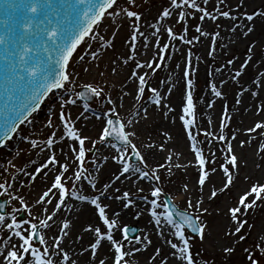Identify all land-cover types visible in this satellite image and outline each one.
Returning a JSON list of instances; mask_svg holds the SVG:
<instances>
[{"label": "snow or ice", "instance_id": "1", "mask_svg": "<svg viewBox=\"0 0 264 264\" xmlns=\"http://www.w3.org/2000/svg\"><path fill=\"white\" fill-rule=\"evenodd\" d=\"M124 3L128 5H135L136 0H124ZM209 0H203V4L207 5ZM218 5H224L225 0H217ZM114 5H117L119 11L114 9ZM198 10L201 15L200 21H204L205 18H209L213 22L217 21L220 17L233 21L230 31L235 32L237 29L242 30L244 37H247L255 29V23L257 17H264V9H257L249 13L247 11H239L237 14H233L232 10H222L220 7L215 8L214 13L210 12L207 8L202 7L197 0H171V8L182 9L184 7ZM237 9H244L246 6L244 0H238L236 5ZM112 9L111 12L108 10ZM123 13L127 18L132 20V32L129 40V54L123 59L124 64H128L129 61L134 62L135 69L132 71L129 79L134 80L137 83L135 99H142L148 86L146 80L147 73L141 74L140 69L147 67L155 72L156 68L161 65L158 61H145L140 62L135 59L137 53V40L139 37H144L145 33L141 30V14L135 10H130L129 7L118 5L117 0H72L71 3L68 0H63L60 7L54 8L52 0H19L17 8V19L11 32L8 35H0V48L3 49L2 55L5 62L4 75H5V104L3 109L0 110V118L3 122L0 123L2 128V134H0V144L12 138V135L16 133L23 123L28 121L34 112H36L41 103L50 94H54L55 91L63 90L68 93L67 97L62 96V103L60 105L61 111L59 113V120L63 127V135L57 137L56 133H51V138L46 140L47 148L50 150L56 144L57 140L62 141L68 138L73 141L72 145H69L70 151L74 154L73 157L67 159H74L77 163V170L73 173L72 177H68L66 174L71 167V164L67 162H61L55 153H51L48 158L35 168L33 173H29L31 180L34 182L37 176L44 170L50 169L54 173V179L51 185L40 195L36 201L37 204H52L53 199H56L53 210L49 213L45 207L42 209L44 218L40 219L37 217H31V220H37L36 222L24 221L23 223L17 220L16 215H12L10 222L6 220V216L0 214V226L6 227L9 231L7 237V243L0 241V264H78L77 260L72 259L69 251H66L62 247L64 238L68 235L66 230L70 229L71 221L64 219L62 226L59 229V235L52 238V243L49 244L45 234H40L39 230L49 228L50 221L54 220L57 213L62 210L71 211V208L66 204L68 198H75L81 202H87L89 205L94 206V211L98 213V219L103 222L106 229L102 231L101 226H97L93 223H88L84 228V231H90L94 234V242L88 247H85L81 251V255L84 252H89V261L85 264H92L97 256L98 249L102 247V242L106 241L109 243V252L111 255L112 264H138V260L133 259L136 253L147 249L152 244L151 239L148 235L143 237L137 235L130 239L129 232L135 231L130 229L129 226L125 225L122 231V239H117L114 236V231L118 229V217L119 213H114L113 218L109 217L107 209L110 205L104 204V199H117L123 200L124 208H128L133 205L134 201L130 199V193L125 191L120 196L108 197L105 195L108 188L112 185L107 184L104 186L103 191H99L98 195L88 196L82 194L81 190L77 188V182L82 179L87 180L93 189L96 188L95 178L92 177L91 173H88V169L85 167L86 155L88 152L96 148L97 142L101 144H111V147L116 149V155L111 158L117 161L121 165L119 173L115 175L114 179L119 181L121 177L125 179L131 178L135 175L136 179H148L159 182L161 176L158 174L160 168L167 167L168 171L171 172L173 167L172 158L174 153L169 152L166 157L165 164H159L155 169H149L148 164L145 160L144 155L140 152L137 144L133 142V139L137 137L138 133L135 130V120L124 121L120 118L117 106L112 100L111 96H106L107 102L112 105L111 108L105 113V121L99 135L98 141H92V149L86 148V141L91 138L82 134V129H78L70 114L65 112L66 105H75L77 99H85L89 97H100L103 94V88L94 86L92 84L83 85L84 91H76V80L75 76L78 75L72 71H69V62L72 60L73 54L76 52L79 45L85 42L86 38L89 40L96 39L101 42V47L107 48L112 46V42L106 39L104 36L97 32H94V28L97 27L102 19L107 14L110 17H118ZM172 15L169 8L163 9L161 13L162 18H168ZM188 13L181 10L178 13V22L186 21ZM134 18V20L132 19ZM241 21L240 23H236ZM246 21L247 23H244ZM155 29L156 33L160 32L158 24L150 25ZM167 36L170 40H180L181 42L192 44L193 39H186L188 28L185 24L183 27V34L177 33L172 27L166 29ZM195 31L200 33L201 36L211 35L212 36V47L208 53L209 56H213L215 53V44L217 37H219V31H214L212 34L202 31V27L198 24L195 27ZM113 38L115 32H113ZM197 41L199 37H195ZM253 42L249 45L248 55L244 63L241 64L240 69L236 70L235 77L242 75V70L246 68L249 61L253 59L252 49L255 47ZM91 48V45L89 44ZM144 47H147L145 43ZM157 47L159 49L157 56L159 61H163L165 56L162 54L166 52L170 47L169 44H160L157 41ZM90 55L93 59L98 58V51L92 50ZM192 55L191 51L187 54V62L183 78L185 79L186 87L184 93V103L182 105V113L179 119L182 121V127L186 132L187 139L190 141V150L194 154V161L198 168V184L200 186L201 193L205 186L206 181L209 179V174L216 172V168H207L206 166L210 163L215 162V153H211V156L205 154L204 149L201 147L203 143L197 140L196 136L193 135V128L195 125V104L193 99V80L188 77L194 72L192 66ZM80 60H84L85 57L81 55ZM196 59H199L197 57ZM115 63V61H114ZM155 64V67L153 66ZM228 64H233V60H229ZM179 68V65L176 66ZM85 71H89L85 68ZM116 68L112 69L115 73ZM219 71V69H217ZM103 74V73H102ZM233 77V79H235ZM223 83V82H222ZM170 94L172 89H167ZM150 92L154 97V103L157 106H161L171 112L173 109L169 105H162L161 93L157 87H151ZM211 92L215 97H222L224 93L217 89V85L213 83L211 85ZM129 93H125L127 95ZM255 95V93H253ZM75 97V98H73ZM240 103L239 98L236 101ZM212 107L211 104L208 105ZM88 105H84V109H88ZM264 110V107L258 109L259 111ZM144 117L147 118V109L144 110ZM139 116V111H137ZM224 118L221 120V134L219 135L220 141L226 142L224 149V162L220 165L222 169L224 182L220 189L213 187L210 190L209 199L216 197L218 192H224L230 190V187L234 185L235 177L240 168V158L235 154L231 140H235V133L231 134V137H227L223 134V129L228 127V121L231 116L228 113L227 106H225ZM48 126L53 127V121H48ZM131 129V130H129ZM258 130H260L258 132ZM248 133H257L258 135L264 134V122H256L253 127L246 130ZM167 140L173 139L168 133H164ZM212 133L205 132V136L212 137ZM115 141V143H113ZM211 141H209L210 143ZM251 141H240V146L243 147L246 143ZM32 147H38L35 140L31 141ZM149 148L155 147L153 144L148 145ZM160 150H166L165 144L159 145ZM135 157L138 162L136 165L130 164V154ZM258 151H264V144L259 146ZM179 155V154H177ZM107 157H105V160ZM91 162L95 167L96 171L100 170L101 165L96 160V157L91 158ZM246 164L247 161H244ZM143 165V167H141ZM51 166V168H50ZM176 167L181 165L176 164ZM186 167V166H185ZM147 169V170H146ZM48 175L47 172L44 173ZM129 174V175H125ZM73 180L71 187L67 186V181ZM12 187L11 183L3 182L0 183V196L8 195L12 199H18L20 204L25 209L29 208L25 199L22 196H12L9 189ZM185 190L188 186L184 185ZM116 192L120 190L115 189ZM141 191H143L141 189ZM162 193V188L157 183L152 187L151 196L153 199L149 201L151 208L150 214L155 222V226L158 229V234L164 235V227H168L170 236L175 238V242L172 238L166 239V243L170 245L175 251L171 253V256L176 260L177 264H198L191 250L190 240L193 235H198L200 240L204 239L205 230L207 224L202 222V214L207 213L208 209L203 208L204 203L203 197L198 198L193 204L191 200L188 201V209L193 211L184 210L181 211L170 202L164 201L163 203L158 202ZM253 197L250 201L248 197ZM147 200V197L144 198ZM257 201H264V184H253L250 189L245 191L238 200L235 207L229 209L231 220L236 223L234 232H229L230 235L240 233L241 229L248 224L247 219H241L242 216H247L250 208H255ZM163 209V211H157V209ZM31 216V212H29ZM27 225V227L25 226ZM251 227V225H249ZM187 232V234H186ZM15 238V242H13ZM82 239V237H80ZM240 240L244 239V236L239 237ZM38 241V243H37ZM125 241H128L126 244ZM131 245V246H129ZM136 245H139L137 247ZM259 248L260 245H257ZM234 251L232 247L224 248V252L231 254ZM247 251V250H246ZM261 254L264 255V249L261 250ZM157 256H160V249L157 248L155 254L150 258L155 260ZM57 257V259H53ZM126 257L128 259H126ZM248 259L251 264H258L257 259L249 255ZM98 264H105L104 259H100ZM160 264H168L166 258H161Z\"/></svg>", "mask_w": 264, "mask_h": 264}, {"label": "bare ground", "instance_id": "2", "mask_svg": "<svg viewBox=\"0 0 264 264\" xmlns=\"http://www.w3.org/2000/svg\"><path fill=\"white\" fill-rule=\"evenodd\" d=\"M140 1L143 6V10L140 13V25L145 36H138V55H136L135 59L140 62L152 61L159 51L157 41H159L161 45L169 44L170 46H174L162 53L165 56V59L161 63L160 68L153 72L155 87H157L162 96L161 104L169 105L173 111L169 112L166 108L157 106L154 103V97L152 94L147 98L143 97L139 100L135 99L137 83L134 82V80L129 79V76L135 69V64L132 61H129L128 64L123 63V59L129 54L128 42L132 32V20L127 18L123 13L115 18L106 14L100 24L94 28V32H97L110 40L112 46L103 48L100 46L101 42L99 40H89L86 38L85 42H82L81 44L83 48L80 55L74 63L72 61L69 63V68L74 64L73 67H75V73L78 74L75 76L76 83L90 81L89 83H97L100 88L109 89L113 93L111 98L115 102L117 111L122 120L137 121L134 127L138 135L133 139V142L136 141L135 143L142 146L144 151L143 155L152 168L157 167L159 164H165L166 157L169 152H172L174 155L172 158L173 167L171 168V171L177 173L179 179H190L194 173H196L194 154L190 150V141L187 139L186 132L182 127V121L179 119V116L182 113V105L184 103L183 97L185 88L183 85V73L185 71L187 57L184 52L182 53L179 51L178 43L176 41L168 40L164 42L163 36L166 29L170 25H173L177 9L171 8V0ZM118 2L119 1H117V3ZM237 3L238 0H233L232 4L229 5L227 9L222 10L231 9L235 15L239 11H247L251 13L257 9H264V0H244L246 6L244 9H237ZM118 5H122V3H118ZM113 7L119 11L117 5H114ZM155 7H157L156 12ZM165 8H169L172 15L168 18L161 19V13ZM108 11L111 12L112 9H109ZM156 16H159V20L157 21ZM132 19L134 20V18ZM215 22L216 26H214L217 29L216 31H219L220 35L224 38V42H228V45L232 48L235 47L233 44L237 43L236 46L239 45V49L242 51L239 53L245 57L248 55L249 45L256 42L254 50L252 51L253 59L249 61L246 68L242 70L244 81L235 77L236 69H240L241 64L245 61H242L239 58L238 68H229L226 66L224 73L219 72L216 79L213 80L217 85L218 90H220L219 84L220 81H222L220 79L226 81L225 84L227 85L226 89L222 92L224 93L222 97H215L212 94V84L208 80L206 81L208 83L207 86L209 92L197 89L196 96L193 93L196 110L195 124L196 121L200 119L202 127L203 125H207L208 127L212 126L211 128L205 127L207 132L214 131L216 119L220 116L222 119L224 118L223 113L225 106H227L228 113L231 116L228 123L232 125L231 134L235 133V139L239 140L238 142L241 140L251 141V139H255L252 140L253 142L246 143L243 147H239L240 143L238 146H235V141H231L233 150L241 161L240 168L236 175L239 178L234 180V186L241 189L242 182L252 181L256 177L259 178L257 180H260L264 177V151H258L259 146L264 144V134L258 135L257 133H248L246 131L253 127L256 122H264V110L259 111L258 113V109L264 107V17L256 18L254 21L255 29L247 37L243 36L242 30L240 29H237L235 32L230 31L233 21L229 19L222 17ZM240 22L241 21H237L236 23ZM244 23L247 22L244 21ZM153 24H158L160 27V32L155 35H153L155 29L150 27V25ZM113 32H115L114 38L112 35ZM195 35L203 37L196 31ZM205 37L206 36H204V38ZM198 41L201 42V44L203 43L202 38H199ZM220 41L222 40H219L218 42ZM145 43L147 44V47H144ZM260 43L261 45L259 46ZM89 44L91 45V48L89 47ZM92 50L98 51L99 55L97 59L91 57L90 52ZM81 55L85 57L84 60L79 59ZM236 61H238V59H236ZM90 65L95 66L97 70L92 69ZM177 65H179V68L176 67ZM85 68H88L89 71H85ZM113 68H116L117 70L115 73L112 72ZM148 69L149 68L144 67L140 69L139 72L141 74L147 73ZM219 75L221 78H219ZM233 77H235V79H233ZM150 78L152 79L153 77L150 76ZM169 88L172 89L170 94L167 91ZM125 93L129 94L125 95ZM253 93H255V95H253ZM238 98L240 100L239 104L236 103ZM103 101L108 109L112 107L106 99H103ZM61 103L62 100L57 98L55 101L46 104L47 107L49 106V112L44 117H38V112L34 113L28 121L29 124H27V129L32 125L30 134L15 135L12 140L15 141V139H17L16 146H10L9 152L7 150L9 146L5 148L4 151L0 152L1 171L2 168L5 167L3 170L4 172H0V183H11L12 187L9 189V192H11L12 196H22L29 205V208L25 209L18 199H12L11 196H8L7 194L0 196V199L8 201L12 215L17 212L27 211L29 213L33 211L35 213L34 215L31 214L33 217L42 219L44 218L42 209L46 207L50 213L57 202L56 199H53L52 204L36 203L40 195L53 182L54 173L50 169H44L34 182L31 180L29 173H33L35 168L42 164L51 153H55L61 162H65L67 158L73 157L74 155L70 151L69 145H72V142L68 138L63 139L62 141L57 140L56 144L50 150L47 149V145L42 146L41 143L35 148L31 145V141L33 139H38L39 135H49L44 131L45 123L56 116L58 111L57 106L60 108ZM209 104H211L212 107H209ZM145 108L147 109V118L144 117L143 110ZM108 109L105 111H98V114L95 116L87 114L84 106L77 102L75 105L70 104L69 107H67V113L70 114L75 126L78 129H82V134L96 133L97 128H99L98 134H100L106 118L105 113ZM137 111H139V116H137ZM24 126L25 125L21 126L20 129ZM259 131L260 130H258V132ZM54 132L57 137L63 135V127L59 119L56 120L54 125ZM165 132H168L173 139L167 140L164 135ZM27 142L30 143L28 146L25 145ZM162 143L166 145V150L162 151L159 149V145ZM149 144H153L155 147L149 148ZM105 146H110V148L104 149V147H100V151L97 155L98 162L101 165L100 170L96 171L94 165H91L88 168V173H91L92 177L95 178L96 188L93 189L88 181L84 179L77 182V188L81 190L82 194L90 197L98 195L99 191H103L104 186L107 184L112 185L105 193L108 197L114 195L120 196L125 191L129 192L130 199H132L134 203L128 208L123 207V204L125 203L123 200L111 198L103 200L104 204L110 205V208L107 209L110 218H113L114 213L120 214L118 217V229L114 231L115 238L122 239L121 230L125 225L136 226L138 228L137 235L141 237L148 235L152 241V244L149 245L147 249L136 253L135 258L133 259L138 260V264H160L162 257L168 260V264H177L176 260L171 256V253L175 250L166 243V239L168 238H172L175 242V238L170 236L171 230L168 227H164V235H159L155 222L151 217V205L149 203L151 200V190L149 189L147 182L144 179H136L135 175L131 176L129 179L121 177L119 181H116L114 177L121 169L118 162L111 158L113 155L117 154L116 149L111 147V144H106ZM222 155H225L223 151ZM44 157H46V159H44ZM105 157H107L106 160ZM72 160L73 159H67V162L71 164L69 170L73 165ZM244 161H247V163L245 164ZM176 164L181 165V167H176ZM11 168L14 169L15 174L17 175L16 178L3 179V177H6L5 175H7L6 170ZM160 169L169 172L167 167ZM45 172L48 173L47 176H45ZM224 179L223 174L219 172H214L213 175L210 173L209 179L206 181L203 188V192L201 193L200 191V197L202 196L204 200L202 205L203 208H206L207 206L205 204L210 203L211 201L209 199L210 190L213 187L220 189ZM199 187L197 179L195 180L193 187L190 183V187L185 190L184 185H178L175 188V191L182 192L183 200H185L193 193H197ZM117 188L120 190L119 192L115 191ZM141 189L143 191H141ZM220 193L221 192H218V194ZM184 194L186 196H184ZM145 197H147V200L144 199ZM176 201H180V199H177ZM66 204L71 208V211L62 210L58 212L56 217H54V220L49 222L51 226L47 229H42L40 234H45L49 244H51L52 238L60 234L59 229L62 226V221L64 219L70 220L71 227L66 230L68 235L64 238L62 247H64L66 251H69L72 259L77 260L78 264H85L86 261L91 259L90 250L89 252H84L83 255H81V251L83 248L88 247L94 242V234L90 231H84V228L88 223L102 226L101 223L103 222L98 219V213L94 211V206L89 205L87 202H81L75 198H68ZM193 204H195V202ZM28 216L31 219L32 216L29 214ZM6 220L10 222V216L7 217ZM105 229L106 227L104 226L102 231ZM260 230L261 229H258L257 231ZM8 235V229L0 226V241L7 243ZM80 237H82V239H80ZM13 242H15V238H13ZM125 243L127 244L128 241H125ZM136 246L139 247V245ZM109 247L110 245L108 242H102V247L98 249L97 256L95 260L92 261V264H98L100 259H104L105 264H112L111 259H109V256L111 255ZM157 248L160 249V256H157L155 260H151L150 258L155 254ZM53 259L55 260L57 257H53ZM126 259L128 258L126 257ZM61 264H63L62 261Z\"/></svg>", "mask_w": 264, "mask_h": 264}, {"label": "rangeland", "instance_id": "3", "mask_svg": "<svg viewBox=\"0 0 264 264\" xmlns=\"http://www.w3.org/2000/svg\"><path fill=\"white\" fill-rule=\"evenodd\" d=\"M118 3H122L124 7H129L130 10H135L139 13L143 10L142 2L140 0H136L135 5H127L124 3L123 0H118ZM233 0H225L224 5H218L217 0H209V3L207 5L203 4V0H197V2L202 6L207 8L210 12L214 13L215 8L220 7L221 9H227L229 5L232 4ZM264 8V6H263ZM157 7H155V12H156ZM184 10L188 15L186 16V21H180L178 22V13L179 11ZM215 14V13H214ZM201 13L198 10L190 9L187 8L186 6L182 9H177V14L174 17L173 20V25H170L169 27H172L175 32L177 33H182L183 34V27L187 26L188 28V33L186 34V39H193L192 44H187L184 42H181L180 40H175L178 43V48L180 52H184L187 57V54L189 51L193 53L192 55V66L194 69V72L190 74L188 77L189 79L193 80V93L194 95L196 94L197 89H201L202 91L209 92L208 86H207V81H210L211 84H213V80L216 79V76L219 72L225 71V67L228 66L230 67H236L238 68L239 65V58L243 61L246 59V57L239 52H242L239 49V45L236 46V44H233L235 47L232 48L230 45H228V42H224V38L219 35L217 37V41L215 44V53H214V58L213 56H209L208 53L210 51V48L212 47V36L211 35H205L206 37H199L203 39V43L197 41L194 39L195 37H198L195 35V27L199 24L202 27V31L212 34L214 31H216V22H213L209 18H205L204 21H200ZM220 17L219 19H221ZM159 20V16H156V21ZM215 25V26H214ZM164 36V42L170 40L167 36V31L165 32ZM219 40H222L218 42ZM206 41V42H205ZM232 45V44H231ZM256 45V44H255ZM261 43L259 44V46ZM83 47H79L75 54L72 57V62L74 63L78 56L80 55ZM249 48V47H248ZM254 50V47L252 51ZM207 54V55H206ZM209 56V58H208ZM199 57L200 59H196ZM237 57V58H235ZM233 60V64L229 65L228 61ZM238 59V61H236ZM153 60L158 61L161 65L163 61H159L157 54L153 58ZM152 60V61H153ZM73 65L70 66L69 71H72L75 73V67ZM92 69L97 70L95 66L90 65ZM155 67V64L153 65ZM160 68V67H159ZM158 69V68H156ZM219 69V71H217ZM238 70V69H236ZM158 74V73H157ZM153 77L152 79L150 78ZM149 77V78H148ZM219 78L220 75H219ZM238 79L244 81V77L241 75L237 77ZM146 80L148 81V86L146 87L145 93H144V98H147L151 96L150 88L155 87V79L153 76V70L148 69L147 75H146ZM220 90L223 92L226 89L225 80L220 79ZM88 82H82V83H76V91L78 92L80 89H82L83 85L85 84H92L94 86H98L97 83H89ZM223 82V83H222ZM184 85V83H183ZM99 87V86H98ZM185 88V87H184ZM218 89V88H217ZM103 94L100 97H95L94 100L90 103H84L80 99H77V102H79L82 106L87 104L89 107L87 109L88 112H90L92 115H97L98 111H105L108 109V107L105 106V103L103 99H105V96H112V92L109 89H103ZM115 94V93H114ZM68 93H65L63 90L62 91H57L56 93L50 95L48 97V100H46V104L55 101L57 98H60L62 96L67 97ZM196 96V95H195ZM75 98V97H73ZM194 98V96H193ZM62 100V99H61ZM58 107V111L56 116L52 119L53 125H55L56 120L59 119V113H60V108ZM67 107L69 105H66L65 107V112L67 113ZM88 113V114H90ZM45 119V118H43ZM196 120V119H195ZM221 116L216 119L215 122V130L214 131H209L212 133V137L205 136V127H208L207 125L201 126L200 119L196 121V124L193 128V135L196 136L197 140L202 141L203 143L201 144V147L204 149V152L206 155L211 156V153H215V162L208 164L206 167L207 168H216V172H219L223 174L222 169L220 168V165L224 162V155H222V151L224 152V149L226 147V142L225 141H220L219 140V135L221 134ZM61 123V121H60ZM32 126V125H31ZM29 127L28 129L26 127L20 129L18 133L21 135H28L30 134V130L32 127ZM34 127V126H33ZM212 126L208 127L211 128ZM231 130H232V125L228 123V127L223 129V134L227 137H231ZM44 131L46 132V136L39 135L38 139H33L37 142V145L39 143L42 144V146L46 145V140L51 138V133L54 132V126L49 127L48 122L46 121L45 126H44ZM99 128L96 129V133H89V134H83L84 136H88L91 139L86 141V148L92 149V141H98L99 140V135L98 134ZM243 131V129H242ZM101 133V132H100ZM208 140H207V139ZM255 140V139H251ZM209 141H211L209 143ZM235 141L234 145L238 146L240 142L239 140H231ZM71 144H73V141L71 140ZM136 142V141H135ZM134 142V143H135ZM253 142V141H252ZM115 143V142H113ZM30 143L27 142L25 145H29ZM137 144V143H136ZM106 144H101L97 142L96 148L93 149L92 151L88 152L86 155V163L85 167L88 169L92 164L91 158L93 156L96 157V160L98 161L97 155L98 152L100 151V147H104V149H109L110 146H105ZM8 147V145L6 146ZM138 149L142 154H144L142 146H139L137 144ZM240 147V145H239ZM48 149V148H47ZM255 150L254 148H252ZM49 150V149H48ZM1 151H4L1 150ZM0 151V152H1ZM254 152V151H253ZM225 153V152H224ZM129 154L130 150H129ZM1 155V153H0ZM47 157V156H46ZM44 157V159H46ZM16 158V155H15ZM146 160V159H145ZM73 165L72 168L68 171L66 174L68 177H72L73 173L77 170V163L75 162L74 159L72 160ZM147 162V160H146ZM136 163H132L130 161V164L136 165ZM119 164V163H118ZM148 168L149 169H155L156 167H151L149 163ZM195 169L196 173L192 176L190 179H179L178 174L175 172H167L164 169L158 170V174L161 176V179L159 182H156L152 180L151 178L144 179L150 190H152V187L155 186L157 183L159 186L162 188V193L159 198L160 203H163L162 198L164 194H167L174 202L175 205L177 206L178 209L180 210H188V211H193L192 209H188V201L191 200L193 203L196 202L198 198H200V187L198 189L197 193H193L192 195L188 196L185 200H183V194L182 192H176L175 188L180 185H187L190 187V183L193 184L195 180L198 179L199 172L198 168L195 164ZM121 167V165L119 164ZM143 167V165H141ZM5 168V167H4ZM4 168H2V171L0 169V172H4ZM147 170V169H146ZM6 177H3V179H13L16 178V174L13 168L7 169L6 170ZM211 173V172H210ZM213 175V173H211ZM210 175V174H209ZM239 177L236 176L235 179H238ZM248 179V178H247ZM252 179V178H250ZM255 179V180H254ZM252 181H247V182H242L241 183V189L236 188L234 185L230 187V190H225L224 192L218 194L216 197L212 198L210 203H206L205 205L207 206L206 208L208 209L207 213L202 214V222H205L207 224V228L205 230V236L203 240H200L199 236L198 237H192L190 240L191 243V250L194 255V258L198 262V264H251V261L248 259L249 255H252L253 258L257 259L258 264H264V255L261 254V250L264 249V201H257V205L255 208H250L248 210L247 216H242L241 219H247L248 224L244 226V228L241 229L240 233H236L235 235H230L228 234L229 232H234L236 228V223H234L231 220L230 212L229 209L231 207H235L238 203L239 197L248 189L251 188L253 184L259 183V184H264V177L260 180H257L259 178H254ZM83 180V179H82ZM81 180V181H82ZM191 180V182H190ZM73 183L72 179H69L67 181V186L71 187ZM222 187V186H221ZM220 187V188H221ZM1 191V190H0ZM184 196H186L184 194ZM197 196V198H196ZM206 196H207V191H206ZM196 198V199H195ZM253 197H248V200L250 201ZM153 199V197H152ZM177 199H180V201H176ZM1 201L4 199H0ZM6 202L5 205V213L4 215L7 217L12 216L11 214V208L8 205V201L4 200ZM157 211H163V209H157ZM28 212H17L14 213L16 215L17 220L21 223L24 221H30V217L28 216ZM31 214L34 215L35 213L31 211ZM31 215V216H32ZM20 217H22L20 219ZM33 217V216H32ZM20 219V220H19ZM31 222H37V220H31ZM251 225V227H249ZM27 227V225H25ZM130 227H135V226H130ZM136 228V227H135ZM138 229V228H137ZM258 229H261L260 231H257ZM41 231V230H39ZM138 234V231H137ZM136 234V235H137ZM187 234V232H186ZM243 235L244 239L240 240L239 237ZM132 239V238H131ZM38 243V242H37ZM257 245H260L258 248ZM226 247H232L234 248V251L231 254L225 253L224 248ZM247 250V251H246Z\"/></svg>", "mask_w": 264, "mask_h": 264}, {"label": "water", "instance_id": "4", "mask_svg": "<svg viewBox=\"0 0 264 264\" xmlns=\"http://www.w3.org/2000/svg\"><path fill=\"white\" fill-rule=\"evenodd\" d=\"M3 16L0 14V18H2ZM59 91H62V90H59ZM38 117H44L48 112H49V106L47 107L46 106V104H45V106L43 107V108H41V109H39L38 111ZM16 142H17V139H15V141H13L12 143H10V145L8 144V148H7V150H8V152H9V150H10V146L12 147V146H16Z\"/></svg>", "mask_w": 264, "mask_h": 264}]
</instances>
